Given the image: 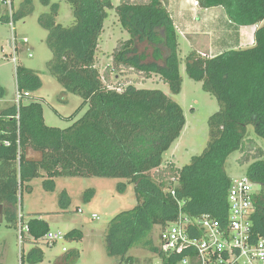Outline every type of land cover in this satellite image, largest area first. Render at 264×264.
<instances>
[{
	"label": "trees",
	"instance_id": "obj_1",
	"mask_svg": "<svg viewBox=\"0 0 264 264\" xmlns=\"http://www.w3.org/2000/svg\"><path fill=\"white\" fill-rule=\"evenodd\" d=\"M43 1L51 5L50 12L39 17L48 30L47 44L53 54L49 71L65 91L82 97L87 109L67 128L46 124L43 104L34 97L19 108L14 104L0 111V204L9 221L17 226L13 208L19 193L22 197L24 189L31 190L35 178H43L44 188L51 191L57 177L125 179L123 191L127 183L133 184L137 204L110 220L106 251L117 264L136 263L129 253L132 248L159 252L151 233L176 218L178 199L185 201V210L192 215L211 212L226 220L233 180L226 161L239 151L240 164H248L246 176L259 186L253 221L255 231L263 234L264 148L246 134L252 124L264 138V0H197L203 8L223 7L236 26L256 25L255 45L212 57L196 50L187 54L188 76L202 82L220 108L209 117L204 150L182 167L172 163L162 170L164 153L186 125L182 106L159 88H108L97 66V52L108 10L115 9L130 38L113 50L114 68L137 70L146 77L156 74L173 94H179L183 85L180 34L167 0H120L116 6L112 0H65L74 12L72 26L56 23L58 4ZM29 4L31 0L25 3ZM31 11L22 10L14 17ZM16 75L18 88L30 94L41 86L32 69L17 66ZM108 77L109 71L104 78ZM94 193L88 189L85 199ZM28 225L29 241H39L50 231L49 223L39 217L29 219ZM65 237L82 239L83 234L73 229ZM43 258L38 247L27 256L30 263ZM78 258L77 250L58 258L56 264H71Z\"/></svg>",
	"mask_w": 264,
	"mask_h": 264
},
{
	"label": "rangeland",
	"instance_id": "obj_2",
	"mask_svg": "<svg viewBox=\"0 0 264 264\" xmlns=\"http://www.w3.org/2000/svg\"><path fill=\"white\" fill-rule=\"evenodd\" d=\"M26 1L12 0L15 15L22 10L32 9L25 16L18 19L14 17V33L7 19L10 16L9 5L4 0H0V87L3 90L0 96V111L15 104L18 87L16 65L23 66L34 70L41 79L39 89L31 92L25 101L33 97L41 101L46 124L67 128L84 114L87 106H83L82 97L65 91L49 71L48 63L53 54L47 44L48 30L40 24L39 17L50 12L51 5H46L43 0H31V4L26 6ZM50 3L59 6L56 23L63 26L75 24L74 12L68 2L50 0ZM112 3L116 6L120 0H112ZM165 4L167 6L169 1ZM196 20L198 23L202 22L200 18ZM13 37H16L18 42L17 64L13 61V48L10 44ZM25 37L29 39L28 44L22 43ZM128 38L130 34L122 28L115 9H109L97 52V66L108 88L122 90L129 85L138 88H159L182 106L186 125L180 137L164 153L160 169L168 168L172 163L182 167L206 147L209 140V117L220 108L218 100L203 89L202 82L190 78L185 69L187 54L202 48V51L206 52L208 45L206 46V41L201 37L192 47L180 39L183 85L179 94H173L169 85L156 74L146 77V73L137 70L114 68L113 50ZM30 52L33 56H29ZM107 71H109V79L104 78ZM246 138L254 139L264 148V138L256 133L254 125L248 126ZM240 157L241 153L235 151L226 161V171L232 179H242L246 176L248 164H240ZM166 180L170 181L171 178ZM42 182L43 178H35L30 183L31 190L24 189L22 197L19 193L18 205L13 208L17 222L20 215L24 216V220L42 216L49 223L51 231H61L66 234L78 229L83 234L82 239L65 237L54 243H48L42 238L37 244H32L26 237L28 234H25L26 238L24 237L23 242L20 243L17 226L15 227L3 213L0 214L3 217V221L0 222V264H56L58 258L77 250L79 258L71 264H117L116 259L109 256L106 251V233L110 220L116 214L131 209L137 204L134 185L127 183L123 191L121 182L126 183L127 180L121 178L57 177L55 187L51 191L46 190ZM90 188H93L95 193L86 200L85 193ZM93 214L99 218H93ZM160 231L161 227L156 226L151 233L155 246L159 244ZM37 247L43 251V261L30 263L27 256ZM129 253L136 258V264H153L157 258L156 252L143 246L132 248Z\"/></svg>",
	"mask_w": 264,
	"mask_h": 264
},
{
	"label": "built area",
	"instance_id": "obj_3",
	"mask_svg": "<svg viewBox=\"0 0 264 264\" xmlns=\"http://www.w3.org/2000/svg\"><path fill=\"white\" fill-rule=\"evenodd\" d=\"M10 8L8 20L15 33L12 0H4ZM16 37L10 40L13 61L18 62ZM28 44L29 39L23 38ZM29 56H33L30 52ZM16 65V69H17ZM30 96L27 90L17 87L15 104L19 108ZM176 182V180H174ZM176 198L174 188L169 189ZM259 190L248 176L233 179L228 191V215L222 220L211 212L192 215L185 210V201L178 199L179 210L176 218L161 228L159 252L153 264H264V233L255 231L253 216L257 208L254 197ZM81 210V209H79ZM93 218H99L93 214ZM18 238L23 242L30 234L28 220L20 215L17 222ZM43 238L54 243L65 238L61 231H49ZM33 243H37L32 239ZM40 241V240H39ZM136 264V263H126Z\"/></svg>",
	"mask_w": 264,
	"mask_h": 264
},
{
	"label": "crops",
	"instance_id": "obj_4",
	"mask_svg": "<svg viewBox=\"0 0 264 264\" xmlns=\"http://www.w3.org/2000/svg\"><path fill=\"white\" fill-rule=\"evenodd\" d=\"M168 1L167 8L180 34L181 41H185L191 47L200 41L198 39L203 38L206 41L208 50L205 52L202 51L203 48L198 49L199 53L212 57L226 50L255 45L257 26H236L230 21L223 7L203 8L197 0ZM197 18L202 19V22L198 23ZM39 218L45 220L42 216ZM30 242L33 244L32 240Z\"/></svg>",
	"mask_w": 264,
	"mask_h": 264
},
{
	"label": "water",
	"instance_id": "obj_5",
	"mask_svg": "<svg viewBox=\"0 0 264 264\" xmlns=\"http://www.w3.org/2000/svg\"><path fill=\"white\" fill-rule=\"evenodd\" d=\"M0 214L1 215L3 214V205L2 204H0ZM2 221H3V217L0 216V222H2Z\"/></svg>",
	"mask_w": 264,
	"mask_h": 264
}]
</instances>
